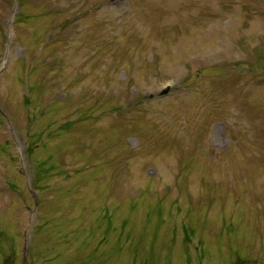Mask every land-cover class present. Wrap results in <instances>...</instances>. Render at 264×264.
Returning a JSON list of instances; mask_svg holds the SVG:
<instances>
[{
    "label": "rangeland",
    "instance_id": "1",
    "mask_svg": "<svg viewBox=\"0 0 264 264\" xmlns=\"http://www.w3.org/2000/svg\"><path fill=\"white\" fill-rule=\"evenodd\" d=\"M0 264H264V0H0Z\"/></svg>",
    "mask_w": 264,
    "mask_h": 264
}]
</instances>
